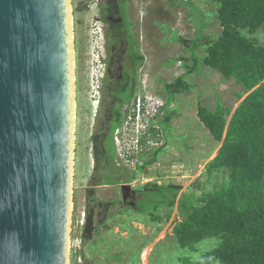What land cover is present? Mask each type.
Masks as SVG:
<instances>
[{"label": "rangeland", "instance_id": "obj_1", "mask_svg": "<svg viewBox=\"0 0 264 264\" xmlns=\"http://www.w3.org/2000/svg\"><path fill=\"white\" fill-rule=\"evenodd\" d=\"M72 2L76 141L70 264H183L189 255L196 260L218 239L198 242L193 252L182 248L173 234L181 219L177 201L228 181L225 170L207 172L221 143L200 120L198 105L237 106L242 91L205 64L189 71L193 41L222 33L219 0ZM109 21L128 33L132 45L114 35ZM255 36L264 43V26ZM182 75L191 87L176 93ZM139 103L150 115L142 116L137 131L130 116L135 120ZM149 182L181 185L176 204L155 209L169 196H144L138 189ZM125 184L130 188L124 190ZM93 197L116 205L107 211Z\"/></svg>", "mask_w": 264, "mask_h": 264}, {"label": "water", "instance_id": "obj_2", "mask_svg": "<svg viewBox=\"0 0 264 264\" xmlns=\"http://www.w3.org/2000/svg\"><path fill=\"white\" fill-rule=\"evenodd\" d=\"M75 62L72 0H0V264H70Z\"/></svg>", "mask_w": 264, "mask_h": 264}, {"label": "trees", "instance_id": "obj_3", "mask_svg": "<svg viewBox=\"0 0 264 264\" xmlns=\"http://www.w3.org/2000/svg\"><path fill=\"white\" fill-rule=\"evenodd\" d=\"M219 4L222 33L217 39L203 41L199 37L193 41L189 71L205 64L226 80L234 79L242 89L237 106L222 101L214 109L202 102L198 105L200 120L221 143L206 165L207 172L225 170L228 181L198 197L181 196L177 201L181 219L175 223L173 234L180 246L191 252L204 239H218V244L203 251L198 259L189 255L183 264H264V43L255 36L264 26V0H219ZM109 23L116 37L132 44L118 24ZM190 87L182 75L173 91L180 93ZM138 190L144 196L165 191L169 198L158 200V209L176 204L181 185L149 182ZM92 200L107 211L116 205L114 200Z\"/></svg>", "mask_w": 264, "mask_h": 264}, {"label": "built area", "instance_id": "obj_4", "mask_svg": "<svg viewBox=\"0 0 264 264\" xmlns=\"http://www.w3.org/2000/svg\"><path fill=\"white\" fill-rule=\"evenodd\" d=\"M151 100V99H150ZM146 103H150L149 102V100L148 101H146ZM146 105V104H145ZM143 107H142V103H139V109L137 110V108H135L134 109V114H136L137 113V120H136V118H135V120H134V116H130V120H131V123L133 124V126H135L136 127V130L137 131H140V128L142 127V123H141V121H142V116L143 115H150L149 114V110L147 109V105H146V111H145V113H143ZM128 123H130V121H128ZM137 124V125H136Z\"/></svg>", "mask_w": 264, "mask_h": 264}, {"label": "flooded vegetation", "instance_id": "obj_5", "mask_svg": "<svg viewBox=\"0 0 264 264\" xmlns=\"http://www.w3.org/2000/svg\"><path fill=\"white\" fill-rule=\"evenodd\" d=\"M107 18H108V17H105L106 20H108ZM109 24H110V23H109ZM127 34H128V33H127ZM132 42H133V41H132ZM129 45H130V44H129ZM129 45H128V46H129ZM131 45H132V44H131Z\"/></svg>", "mask_w": 264, "mask_h": 264}]
</instances>
